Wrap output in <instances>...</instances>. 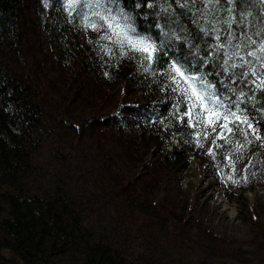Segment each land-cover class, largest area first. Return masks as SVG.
Masks as SVG:
<instances>
[{"label":"trees","instance_id":"obj_1","mask_svg":"<svg viewBox=\"0 0 264 264\" xmlns=\"http://www.w3.org/2000/svg\"><path fill=\"white\" fill-rule=\"evenodd\" d=\"M65 1L0 0V264L171 261L192 220L151 193L193 157L253 245L194 264H264V0ZM193 89L227 120L195 124Z\"/></svg>","mask_w":264,"mask_h":264},{"label":"rangeland","instance_id":"obj_2","mask_svg":"<svg viewBox=\"0 0 264 264\" xmlns=\"http://www.w3.org/2000/svg\"><path fill=\"white\" fill-rule=\"evenodd\" d=\"M78 1L65 2L75 4ZM196 92L203 94L199 90ZM203 96L206 99L201 105L198 97L193 95L188 107L191 120L195 124L213 126L223 122L225 117L221 111L209 103L208 96ZM206 145L209 147L208 143ZM202 167L199 159L193 157L188 169L180 172L178 184L174 180H170L166 188L158 184L155 186L158 193L149 185L146 186V190H154L151 195L157 209L161 205L163 212L172 209L173 213L183 214V218L192 220L191 224L180 230L181 240L177 237L173 241L172 247L178 248L174 250L177 255L165 264H194L198 253L231 256L239 260L251 257V222L246 218L243 206L227 193V189L221 187L217 179L205 173ZM256 190V187L245 190L247 200L255 196ZM187 233L189 238L184 239Z\"/></svg>","mask_w":264,"mask_h":264},{"label":"snow or ice","instance_id":"obj_3","mask_svg":"<svg viewBox=\"0 0 264 264\" xmlns=\"http://www.w3.org/2000/svg\"><path fill=\"white\" fill-rule=\"evenodd\" d=\"M217 2H218V0H217ZM98 6H99V5H98ZM95 14L98 15V16L100 15L99 12H97V13H95ZM101 19H105V17H101ZM109 26L111 27V25H109ZM92 27L95 28L96 25L93 24ZM117 27H119V25H117ZM105 38H109V37H105ZM126 39H127L128 44H129L131 47H133V48H136L137 45H140V44H143V43H144L143 41H135V40H132L130 37H126ZM121 43H123V41H121ZM253 43H254V42H253ZM150 47H151V46L148 45V46H145V47H143L142 49H139V50H142V51H144V52H148ZM260 50H261V51H264V46H262ZM249 55L255 56L256 53H255V52H251V53H249ZM176 71L179 72V69H176ZM193 95L198 97V99H199L201 105L204 104V101H205L206 98L203 96V94H198V93L196 92V90L193 89ZM207 99L209 100V103H211V104H213V105H215V106H220L218 99H215V100H214V99H211V98H207ZM195 106H196V105L194 104L193 107H195ZM230 115H235V113H230ZM217 118H218V117H217ZM225 120H227V117H225ZM237 120H239V117H237ZM241 122H242V123H247V120H244V121H241ZM225 126H226V125H225ZM225 126H222V127H225ZM248 127L251 128V127H252L251 124H249ZM253 131H254V130H253Z\"/></svg>","mask_w":264,"mask_h":264},{"label":"bare ground","instance_id":"obj_4","mask_svg":"<svg viewBox=\"0 0 264 264\" xmlns=\"http://www.w3.org/2000/svg\"><path fill=\"white\" fill-rule=\"evenodd\" d=\"M90 1H92V0H86V2H90ZM53 2V1H52ZM64 2V1H63ZM62 2V3H63ZM72 3V2H71ZM45 5V4H44ZM62 5V4H61ZM71 5H74V4H71ZM30 7V6H29ZM32 7V6H31ZM39 8V7H38ZM37 9V8H36ZM47 10V9H46ZM61 10V9H60ZM65 10V9H64ZM33 11H34V9H33ZM38 13V12H37ZM43 14V13H42ZM48 15V14H47ZM49 17V16H48ZM29 19V18H28ZM47 19V18H46ZM47 21V20H46ZM59 23V22H58ZM46 24V23H45ZM29 44V43H28ZM25 45V44H24ZM40 51V50H39ZM177 68V67H176ZM180 70V69H179ZM122 84V83H121ZM192 85H194V84H192ZM202 85V84H201ZM122 87V86H121ZM194 87V86H193ZM95 89V88H94ZM206 89V88H205ZM205 89H203V90H205ZM94 93V92H93ZM206 93V92H205ZM209 95V94H208ZM91 97H92V95H91ZM79 98V97H78ZM111 98V97H110ZM101 100V99H100ZM115 101V100H114ZM113 101V102H114ZM75 102H76V100H75ZM111 102H112V100H111ZM107 103V102H106ZM108 103H109V101H108ZM115 103V102H114ZM105 105V104H104ZM114 107V106H113ZM107 110H105V112H106ZM103 112V111H102Z\"/></svg>","mask_w":264,"mask_h":264}]
</instances>
